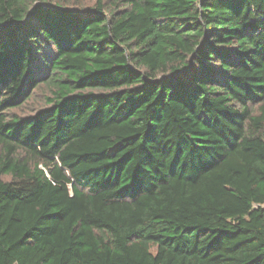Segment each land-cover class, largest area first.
I'll list each match as a JSON object with an SVG mask.
<instances>
[{
    "label": "trees",
    "instance_id": "1",
    "mask_svg": "<svg viewBox=\"0 0 264 264\" xmlns=\"http://www.w3.org/2000/svg\"><path fill=\"white\" fill-rule=\"evenodd\" d=\"M89 3L0 0V264H264V0Z\"/></svg>",
    "mask_w": 264,
    "mask_h": 264
},
{
    "label": "rangeland",
    "instance_id": "2",
    "mask_svg": "<svg viewBox=\"0 0 264 264\" xmlns=\"http://www.w3.org/2000/svg\"><path fill=\"white\" fill-rule=\"evenodd\" d=\"M90 3H94L96 0H89ZM53 53L52 49H46L43 54L38 58L42 60L44 56L51 57V53ZM49 96V92L45 87H42L34 92L31 93L30 99L26 101L21 108L13 110V114H16L20 117L30 116L31 114L35 113L39 109L43 108L46 104V97Z\"/></svg>",
    "mask_w": 264,
    "mask_h": 264
}]
</instances>
